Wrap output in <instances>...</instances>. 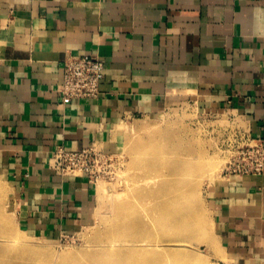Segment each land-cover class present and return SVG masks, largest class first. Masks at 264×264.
Here are the masks:
<instances>
[{
	"label": "crops",
	"instance_id": "obj_1",
	"mask_svg": "<svg viewBox=\"0 0 264 264\" xmlns=\"http://www.w3.org/2000/svg\"><path fill=\"white\" fill-rule=\"evenodd\" d=\"M69 54L104 62L97 97H62ZM186 105L264 142V0H0V175L26 231L93 216L90 177L49 165L57 144L109 154L125 120ZM210 198L225 260L264 264V171L225 173Z\"/></svg>",
	"mask_w": 264,
	"mask_h": 264
},
{
	"label": "rangeland",
	"instance_id": "obj_2",
	"mask_svg": "<svg viewBox=\"0 0 264 264\" xmlns=\"http://www.w3.org/2000/svg\"><path fill=\"white\" fill-rule=\"evenodd\" d=\"M123 124L117 149L88 164L93 216L61 238L25 230L14 186L0 175V264H231L210 196L256 142L193 105Z\"/></svg>",
	"mask_w": 264,
	"mask_h": 264
},
{
	"label": "built area",
	"instance_id": "obj_3",
	"mask_svg": "<svg viewBox=\"0 0 264 264\" xmlns=\"http://www.w3.org/2000/svg\"><path fill=\"white\" fill-rule=\"evenodd\" d=\"M104 69V62L97 56L69 54L64 60L63 83L60 89L62 97L68 100L97 97L101 91ZM248 151L240 152L239 157L229 162L226 174H249L264 171V142L257 141ZM93 155L107 156L93 146L72 150L64 144H57L49 158V165L61 175H87L93 181L88 166Z\"/></svg>",
	"mask_w": 264,
	"mask_h": 264
},
{
	"label": "bare ground",
	"instance_id": "obj_4",
	"mask_svg": "<svg viewBox=\"0 0 264 264\" xmlns=\"http://www.w3.org/2000/svg\"><path fill=\"white\" fill-rule=\"evenodd\" d=\"M176 169V168H175ZM148 180V179H147ZM149 180H151V179H149ZM2 188V186L0 185V189Z\"/></svg>",
	"mask_w": 264,
	"mask_h": 264
}]
</instances>
